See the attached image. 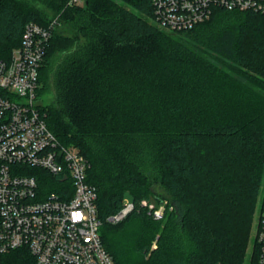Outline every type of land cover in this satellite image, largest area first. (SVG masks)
<instances>
[{
  "label": "trees",
  "instance_id": "trees-1",
  "mask_svg": "<svg viewBox=\"0 0 264 264\" xmlns=\"http://www.w3.org/2000/svg\"><path fill=\"white\" fill-rule=\"evenodd\" d=\"M69 2L0 0V58L9 60L28 23L56 20L40 110L59 142L90 163L106 249L117 264H244L264 182V14L217 9L192 30L170 32L150 21L151 0ZM32 172L47 193L70 184ZM150 178L180 213L172 203L155 220L142 206L164 201ZM126 194L133 211L109 221ZM20 258L13 252L5 263Z\"/></svg>",
  "mask_w": 264,
  "mask_h": 264
},
{
  "label": "built area",
  "instance_id": "built-area-1",
  "mask_svg": "<svg viewBox=\"0 0 264 264\" xmlns=\"http://www.w3.org/2000/svg\"><path fill=\"white\" fill-rule=\"evenodd\" d=\"M151 3L153 21L170 32L192 30L217 9L264 14V0ZM55 25L56 20L49 27L28 23L9 60L0 58V264L13 252H20L16 264H117L102 240L98 193L88 181L90 163L78 148L59 142L40 110L39 71ZM32 169L68 178L70 184L60 186V193H47L48 182ZM262 191L255 233L259 264H264V182ZM142 206L155 220H162L167 209L163 202L143 200ZM133 209L131 201L124 202L108 220L117 223Z\"/></svg>",
  "mask_w": 264,
  "mask_h": 264
},
{
  "label": "rangeland",
  "instance_id": "rangeland-1",
  "mask_svg": "<svg viewBox=\"0 0 264 264\" xmlns=\"http://www.w3.org/2000/svg\"><path fill=\"white\" fill-rule=\"evenodd\" d=\"M34 5L36 7H38L40 10H42L43 12H45V14L48 15L50 18H53V19L57 18V15L54 13V11L50 7L45 6L44 4H41L39 2L34 3ZM150 21L155 24V22L153 20H150ZM59 30L62 31L63 26L62 27L60 26ZM51 97H52L51 95L46 96L45 101L47 102V100L51 99ZM150 180L153 182V186H152L153 191L156 194H158L159 196L163 197V200H164L163 203L165 204L166 208H168V205L170 206L173 203V206H172L173 210L176 209L178 211V213H180L181 207L178 205L177 201L174 199L173 195H171V193L169 192L167 187L163 186V184L159 183V181H156V182L153 181L152 178H150ZM261 196H262V194H261ZM131 200H132L131 194H126V196L124 198V202L131 201ZM261 201H262V199H260V202H259L260 204H261ZM166 202H167V204H166ZM260 204H258L257 211H256L255 216H254L252 231L250 233V238L248 240L247 247L245 250L244 264H251L252 259H254V256L256 255V252H257L255 233H256V228H257L256 225H257V220H258V210H259Z\"/></svg>",
  "mask_w": 264,
  "mask_h": 264
}]
</instances>
